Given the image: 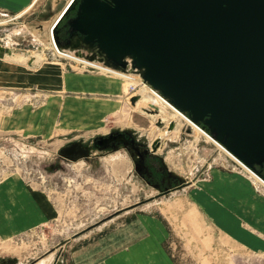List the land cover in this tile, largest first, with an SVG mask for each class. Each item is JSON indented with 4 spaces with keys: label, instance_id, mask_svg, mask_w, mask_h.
Here are the masks:
<instances>
[{
    "label": "rangeland",
    "instance_id": "rangeland-1",
    "mask_svg": "<svg viewBox=\"0 0 264 264\" xmlns=\"http://www.w3.org/2000/svg\"><path fill=\"white\" fill-rule=\"evenodd\" d=\"M0 1V44L42 56L0 57V264H70L73 256L123 263L118 256L128 255L134 262L132 246L146 239L147 249L166 255L161 264H264V194L232 172L237 165L225 151L195 140L186 122L179 138L158 136L164 125L135 109L129 92L77 86L110 74L51 47L49 28L65 3L29 0L10 13ZM115 130L150 149L159 140L157 153L185 184L153 197L157 190L123 148L91 144L92 155L76 161L59 155L70 141L87 144Z\"/></svg>",
    "mask_w": 264,
    "mask_h": 264
},
{
    "label": "water",
    "instance_id": "water-1",
    "mask_svg": "<svg viewBox=\"0 0 264 264\" xmlns=\"http://www.w3.org/2000/svg\"><path fill=\"white\" fill-rule=\"evenodd\" d=\"M76 7L67 23L79 37L64 42L58 27ZM54 25L61 49L97 48L100 56H84L132 68L264 180L256 168L264 163V0H71ZM10 51L0 44V57ZM110 135L93 140L98 149ZM80 145L70 141L59 155H92L89 145L75 152Z\"/></svg>",
    "mask_w": 264,
    "mask_h": 264
},
{
    "label": "bare ground",
    "instance_id": "bare-ground-1",
    "mask_svg": "<svg viewBox=\"0 0 264 264\" xmlns=\"http://www.w3.org/2000/svg\"><path fill=\"white\" fill-rule=\"evenodd\" d=\"M70 1L71 0H68L66 5L64 6L65 8ZM62 11L58 13L55 20L52 22L49 28L50 44L53 50L61 57H67L72 60H76L78 62L83 63L84 65H89L91 67L98 68L101 71H103V73L105 74L106 73L110 74L109 77H104L102 79L100 78L101 80H97L95 85H77V86H85V88H90L92 90H105L110 93H113V92L121 93L122 91H126V92H129L130 96L135 95L136 100L133 102L134 108L143 112L148 117H150L152 120H156V121L160 120L162 122V125H164L160 127V131L158 132V136L160 137L179 138L180 133L183 130V125L186 122L187 124H189V126L193 128L194 133H195V136H194L195 140H198L199 136H204L206 139L210 140L216 146H218L220 150L225 151L227 153L226 155H228V158H230V160H232L234 164L237 165L234 167L232 172H234L235 174L241 175V177L243 176L246 177V179L250 182V183L249 182L247 183L248 188H249V185L252 184V187L254 188L255 191H257L258 189V191L264 194V180L262 179V177L254 173L249 167H247L244 163H242L239 159H237L234 155H232L231 152H229L223 145H221L218 141H216L200 125L193 122L186 114H184L176 106L170 103L157 90L152 88L150 85H148L144 81H141L140 76L132 74L128 70L120 71L106 64L97 62L95 60H90L86 56L82 57V56H79L78 54H74V53L68 52L67 50L61 49L57 45L56 41L54 40V37H53L54 27L53 26L56 20L58 19V17L60 16V14L62 13ZM8 53H11V51ZM8 53L5 56L9 57L10 61L17 62V63L26 62L30 59H33V57H36L35 62L42 59V56L39 53H32V54L23 53V52L18 53L15 51L14 48H12L11 54H8ZM88 83L90 84V82ZM138 86L139 87L141 86L140 90H138L137 92L132 91ZM170 123H173L172 128L168 126L170 125ZM165 126H167V128L163 129V127ZM243 170L248 172L249 177L243 174Z\"/></svg>",
    "mask_w": 264,
    "mask_h": 264
},
{
    "label": "flooded vegetation",
    "instance_id": "flooded-vegetation-1",
    "mask_svg": "<svg viewBox=\"0 0 264 264\" xmlns=\"http://www.w3.org/2000/svg\"><path fill=\"white\" fill-rule=\"evenodd\" d=\"M76 10L77 7L74 9V14L66 18L65 21L58 27L57 34L64 42H70L72 39V41H74L73 43H75L76 39L79 37L78 34H75L72 37L70 36V32H68L69 26L67 24L68 20L76 14ZM76 51L82 55L95 54L97 56H100L97 48L89 50L85 47H79ZM118 131L119 130H115L106 134H112L110 135L112 137L105 141L104 144H106V146L103 149L99 150L110 152L116 149L123 148L124 150L128 151L131 158L133 159L135 171H137L139 176L149 186L154 187L155 190H157V193L155 195H152L153 197L165 194L185 184L183 178L169 167L165 160V157L157 153V148L159 147L160 143L159 140L154 145L152 143L153 147L150 149L151 146L149 147L148 144L143 142L134 133L127 130H121L123 132L117 133ZM120 134H122V136ZM91 144L93 148H97V145L92 141L85 145L77 146L75 148V152L78 153L80 149H83V151H85L87 149V146H90ZM256 168L264 175V163L256 164Z\"/></svg>",
    "mask_w": 264,
    "mask_h": 264
},
{
    "label": "crops",
    "instance_id": "crops-1",
    "mask_svg": "<svg viewBox=\"0 0 264 264\" xmlns=\"http://www.w3.org/2000/svg\"><path fill=\"white\" fill-rule=\"evenodd\" d=\"M5 1H7L9 3L10 7H11V8H7V11L10 12V13H17L18 11L22 10L21 7H24V5L29 2V0H5ZM58 1H59L60 4H64L65 3V5H66V2H67V0H58ZM0 4H2L1 1H0ZM13 5H16L17 7L13 8ZM64 8L65 7H63L62 10ZM0 61H2V60H0ZM246 182H249V181H246ZM14 194L18 196L17 192H14ZM260 194H261V192H260ZM1 209H2V206L0 205V213H2ZM146 240L141 242V243H139L137 246L136 245L132 246V252L134 254V262L131 261V257L129 255H128L129 259L125 258L123 256H118V258H120L123 261V263H86L82 259H79V260L77 258L75 259L74 256H73L72 257L73 260H71L72 263H70V264H139V263L161 264V263H167L166 255L164 256L163 251L161 249H159V247L153 248V252H151V248L150 247L147 249ZM74 254H76V256H77V253L74 252ZM145 254L149 256V259H147V258L144 259L143 258V256H146ZM152 254H154L157 258L151 260V256H153Z\"/></svg>",
    "mask_w": 264,
    "mask_h": 264
},
{
    "label": "trees",
    "instance_id": "trees-1",
    "mask_svg": "<svg viewBox=\"0 0 264 264\" xmlns=\"http://www.w3.org/2000/svg\"><path fill=\"white\" fill-rule=\"evenodd\" d=\"M72 14H74V9L73 10H71L63 19H62V21H61V23H63L64 21H65V19L66 18H68L69 16H71ZM60 23V24H61Z\"/></svg>",
    "mask_w": 264,
    "mask_h": 264
},
{
    "label": "built area",
    "instance_id": "built-area-1",
    "mask_svg": "<svg viewBox=\"0 0 264 264\" xmlns=\"http://www.w3.org/2000/svg\"><path fill=\"white\" fill-rule=\"evenodd\" d=\"M68 1V0H67ZM67 3V2H66ZM68 5V4H67Z\"/></svg>",
    "mask_w": 264,
    "mask_h": 264
}]
</instances>
